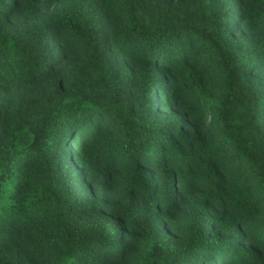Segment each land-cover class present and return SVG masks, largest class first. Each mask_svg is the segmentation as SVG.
<instances>
[{
  "label": "trees",
  "instance_id": "obj_1",
  "mask_svg": "<svg viewBox=\"0 0 264 264\" xmlns=\"http://www.w3.org/2000/svg\"><path fill=\"white\" fill-rule=\"evenodd\" d=\"M0 264H264V0H0Z\"/></svg>",
  "mask_w": 264,
  "mask_h": 264
}]
</instances>
